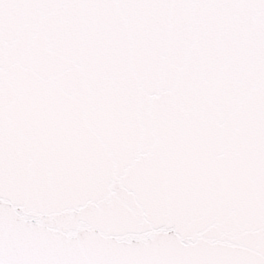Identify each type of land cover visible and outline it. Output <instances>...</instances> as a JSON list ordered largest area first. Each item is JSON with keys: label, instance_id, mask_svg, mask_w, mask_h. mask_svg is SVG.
Listing matches in <instances>:
<instances>
[{"label": "snow or ice", "instance_id": "snow-or-ice-1", "mask_svg": "<svg viewBox=\"0 0 264 264\" xmlns=\"http://www.w3.org/2000/svg\"><path fill=\"white\" fill-rule=\"evenodd\" d=\"M0 264H264V0H0Z\"/></svg>", "mask_w": 264, "mask_h": 264}]
</instances>
